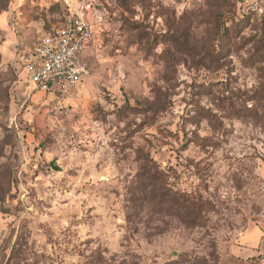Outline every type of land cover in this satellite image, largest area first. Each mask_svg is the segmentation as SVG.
Returning a JSON list of instances; mask_svg holds the SVG:
<instances>
[{
	"label": "rangeland",
	"instance_id": "obj_1",
	"mask_svg": "<svg viewBox=\"0 0 264 264\" xmlns=\"http://www.w3.org/2000/svg\"><path fill=\"white\" fill-rule=\"evenodd\" d=\"M84 3L86 75L33 89L20 55ZM262 6L0 0V264H264L235 247L264 220Z\"/></svg>",
	"mask_w": 264,
	"mask_h": 264
},
{
	"label": "built area",
	"instance_id": "obj_2",
	"mask_svg": "<svg viewBox=\"0 0 264 264\" xmlns=\"http://www.w3.org/2000/svg\"><path fill=\"white\" fill-rule=\"evenodd\" d=\"M262 4L264 10V0ZM91 12V3L70 8L65 18L46 33L40 44L20 55L30 87L55 93L83 80L87 72L84 56L96 34V21Z\"/></svg>",
	"mask_w": 264,
	"mask_h": 264
},
{
	"label": "crops",
	"instance_id": "obj_3",
	"mask_svg": "<svg viewBox=\"0 0 264 264\" xmlns=\"http://www.w3.org/2000/svg\"><path fill=\"white\" fill-rule=\"evenodd\" d=\"M235 247L242 257H253L264 253V220L258 221L239 234Z\"/></svg>",
	"mask_w": 264,
	"mask_h": 264
},
{
	"label": "water",
	"instance_id": "obj_4",
	"mask_svg": "<svg viewBox=\"0 0 264 264\" xmlns=\"http://www.w3.org/2000/svg\"><path fill=\"white\" fill-rule=\"evenodd\" d=\"M51 168L54 170H61V167L57 165L56 160H52L50 163Z\"/></svg>",
	"mask_w": 264,
	"mask_h": 264
}]
</instances>
